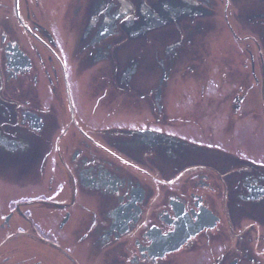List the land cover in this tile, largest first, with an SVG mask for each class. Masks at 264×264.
I'll list each match as a JSON object with an SVG mask.
<instances>
[{
  "label": "flooded vegetation",
  "instance_id": "1",
  "mask_svg": "<svg viewBox=\"0 0 264 264\" xmlns=\"http://www.w3.org/2000/svg\"><path fill=\"white\" fill-rule=\"evenodd\" d=\"M233 263L264 264V0H0V264Z\"/></svg>",
  "mask_w": 264,
  "mask_h": 264
},
{
  "label": "water",
  "instance_id": "2",
  "mask_svg": "<svg viewBox=\"0 0 264 264\" xmlns=\"http://www.w3.org/2000/svg\"><path fill=\"white\" fill-rule=\"evenodd\" d=\"M215 225H213L212 227H214ZM198 231H200V230H198ZM194 233H196V232H194ZM234 264V263H233Z\"/></svg>",
  "mask_w": 264,
  "mask_h": 264
},
{
  "label": "rangeland",
  "instance_id": "3",
  "mask_svg": "<svg viewBox=\"0 0 264 264\" xmlns=\"http://www.w3.org/2000/svg\"><path fill=\"white\" fill-rule=\"evenodd\" d=\"M245 223V222H244ZM244 223L242 225H244ZM261 251V250H260Z\"/></svg>",
  "mask_w": 264,
  "mask_h": 264
}]
</instances>
